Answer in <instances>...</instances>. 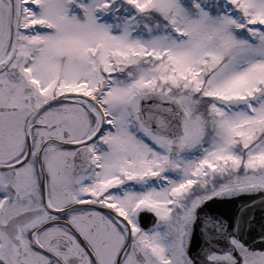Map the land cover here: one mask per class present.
<instances>
[{
  "label": "snow or ice",
  "instance_id": "snow-or-ice-1",
  "mask_svg": "<svg viewBox=\"0 0 264 264\" xmlns=\"http://www.w3.org/2000/svg\"><path fill=\"white\" fill-rule=\"evenodd\" d=\"M0 264H264V0H0Z\"/></svg>",
  "mask_w": 264,
  "mask_h": 264
}]
</instances>
